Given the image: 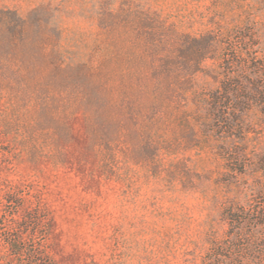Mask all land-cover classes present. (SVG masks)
I'll use <instances>...</instances> for the list:
<instances>
[{
    "label": "rangeland",
    "instance_id": "obj_1",
    "mask_svg": "<svg viewBox=\"0 0 264 264\" xmlns=\"http://www.w3.org/2000/svg\"><path fill=\"white\" fill-rule=\"evenodd\" d=\"M0 11L27 20L50 58L71 66L110 56L107 29L117 20L136 24L118 42L128 48L146 13L192 35L251 28L264 56V0H0ZM44 84L17 78L0 89V264H19L15 253L37 248L53 264H208L212 243L229 240L223 202L255 198V177L217 185L227 170L213 141L152 160L135 136L126 149L87 147L60 104L49 121ZM198 85L213 87L203 74ZM256 123L242 143L252 161L264 154Z\"/></svg>",
    "mask_w": 264,
    "mask_h": 264
},
{
    "label": "trees",
    "instance_id": "obj_2",
    "mask_svg": "<svg viewBox=\"0 0 264 264\" xmlns=\"http://www.w3.org/2000/svg\"><path fill=\"white\" fill-rule=\"evenodd\" d=\"M121 22L107 29L110 56L71 66L50 58L44 35L33 39L27 20L0 11V89L17 78L34 84L45 79L49 121L60 104L65 123L78 122L84 143L94 149H126L136 138L153 150L152 160L160 150L203 148L213 141L227 170L217 185L230 188L250 175L260 191L244 205L223 202L229 240L212 243L207 263L225 257L228 264H264V154L252 161L242 145L255 119V125H264V56L255 49L254 32L237 27L224 34L219 27L192 35L146 13L130 46L121 48L123 30L132 23ZM209 61L214 65L206 68ZM199 74L213 87H199ZM67 129L72 141V128ZM15 254L19 264H53L39 248Z\"/></svg>",
    "mask_w": 264,
    "mask_h": 264
}]
</instances>
